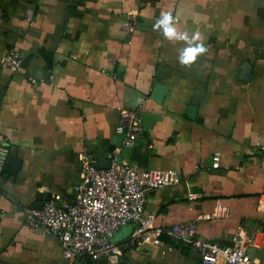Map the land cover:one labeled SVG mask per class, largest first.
<instances>
[{
    "label": "crops",
    "instance_id": "1",
    "mask_svg": "<svg viewBox=\"0 0 264 264\" xmlns=\"http://www.w3.org/2000/svg\"><path fill=\"white\" fill-rule=\"evenodd\" d=\"M162 10L202 33L208 52L192 67L178 63L181 44L153 31ZM132 11L139 25L127 34ZM11 49L18 71L3 66ZM124 111L154 120L121 163L183 179L147 194L156 227H194L219 246L254 234L250 256L264 264V0H0V264H70L47 230L28 228L27 212L75 202L80 155L111 162ZM135 229L114 236L121 264H202L179 241L131 245Z\"/></svg>",
    "mask_w": 264,
    "mask_h": 264
},
{
    "label": "built area",
    "instance_id": "2",
    "mask_svg": "<svg viewBox=\"0 0 264 264\" xmlns=\"http://www.w3.org/2000/svg\"><path fill=\"white\" fill-rule=\"evenodd\" d=\"M139 25V14H126L122 24L127 34H132ZM22 65L21 55L11 49L3 59V66L18 71ZM145 130L132 111H124L117 134L122 137V146L115 149L108 169H98L88 153L80 155L81 182L75 187L74 203H58L51 198L41 210L27 212L30 230L44 228L61 245L63 257L74 264L77 260L93 264L106 258L108 264H121V252L114 244L118 230L129 224L136 226L131 245H162L165 239L183 243L197 253L202 264H261L250 256L254 246V234L248 237L242 230L232 236L230 246H219L209 240L197 238L194 227L173 226L160 228L155 225V216L147 211L149 192L174 187L183 179L174 170H142L134 165L121 163L120 153L124 148H133L135 139ZM9 150L0 149V173L4 170Z\"/></svg>",
    "mask_w": 264,
    "mask_h": 264
},
{
    "label": "clouds",
    "instance_id": "3",
    "mask_svg": "<svg viewBox=\"0 0 264 264\" xmlns=\"http://www.w3.org/2000/svg\"><path fill=\"white\" fill-rule=\"evenodd\" d=\"M181 25L182 19L179 12L162 10L152 28L169 42L181 44L177 54L178 63L183 67H192L201 56L207 54L208 47L201 32H190Z\"/></svg>",
    "mask_w": 264,
    "mask_h": 264
},
{
    "label": "water",
    "instance_id": "4",
    "mask_svg": "<svg viewBox=\"0 0 264 264\" xmlns=\"http://www.w3.org/2000/svg\"><path fill=\"white\" fill-rule=\"evenodd\" d=\"M252 75H253V72H252L251 66L248 64H244L243 69L240 71V78L245 82H250L252 79ZM138 115L140 117V124L147 130L151 126V124L154 120V116H150V115L145 114V113L138 114ZM15 154H16L15 149H12L11 157L12 156L15 157ZM11 157L8 161L9 165L15 161V160L11 159ZM110 165H111L110 161H104V162H101L100 164H97L96 167L98 169H108L110 167Z\"/></svg>",
    "mask_w": 264,
    "mask_h": 264
},
{
    "label": "trees",
    "instance_id": "5",
    "mask_svg": "<svg viewBox=\"0 0 264 264\" xmlns=\"http://www.w3.org/2000/svg\"><path fill=\"white\" fill-rule=\"evenodd\" d=\"M5 167H7V163H6ZM5 167H4V168H5Z\"/></svg>",
    "mask_w": 264,
    "mask_h": 264
}]
</instances>
